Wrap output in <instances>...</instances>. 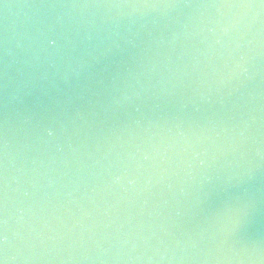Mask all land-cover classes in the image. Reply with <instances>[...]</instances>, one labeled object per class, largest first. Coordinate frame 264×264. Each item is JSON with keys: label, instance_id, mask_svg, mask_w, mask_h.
I'll return each mask as SVG.
<instances>
[{"label": "water", "instance_id": "water-1", "mask_svg": "<svg viewBox=\"0 0 264 264\" xmlns=\"http://www.w3.org/2000/svg\"><path fill=\"white\" fill-rule=\"evenodd\" d=\"M0 260L264 264V0H0Z\"/></svg>", "mask_w": 264, "mask_h": 264}, {"label": "clouds", "instance_id": "clouds-1", "mask_svg": "<svg viewBox=\"0 0 264 264\" xmlns=\"http://www.w3.org/2000/svg\"><path fill=\"white\" fill-rule=\"evenodd\" d=\"M49 43L55 45L56 41L55 40H50Z\"/></svg>", "mask_w": 264, "mask_h": 264}, {"label": "snow or ice", "instance_id": "snow-or-ice-1", "mask_svg": "<svg viewBox=\"0 0 264 264\" xmlns=\"http://www.w3.org/2000/svg\"><path fill=\"white\" fill-rule=\"evenodd\" d=\"M0 264H3V261L2 260H0Z\"/></svg>", "mask_w": 264, "mask_h": 264}]
</instances>
